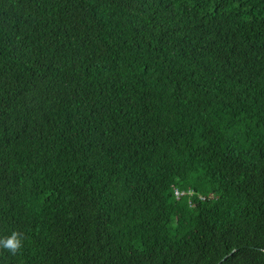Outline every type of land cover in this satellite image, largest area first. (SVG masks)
<instances>
[{"label":"trees","instance_id":"trees-1","mask_svg":"<svg viewBox=\"0 0 264 264\" xmlns=\"http://www.w3.org/2000/svg\"><path fill=\"white\" fill-rule=\"evenodd\" d=\"M0 264H264V0H0Z\"/></svg>","mask_w":264,"mask_h":264},{"label":"clouds","instance_id":"clouds-1","mask_svg":"<svg viewBox=\"0 0 264 264\" xmlns=\"http://www.w3.org/2000/svg\"><path fill=\"white\" fill-rule=\"evenodd\" d=\"M4 246L6 248H10L13 251H15L20 246V242L16 239V235L13 234L11 239L7 240V242L4 244Z\"/></svg>","mask_w":264,"mask_h":264},{"label":"built area","instance_id":"built-area-1","mask_svg":"<svg viewBox=\"0 0 264 264\" xmlns=\"http://www.w3.org/2000/svg\"><path fill=\"white\" fill-rule=\"evenodd\" d=\"M186 193H183L179 190H176V197L177 199H181Z\"/></svg>","mask_w":264,"mask_h":264}]
</instances>
